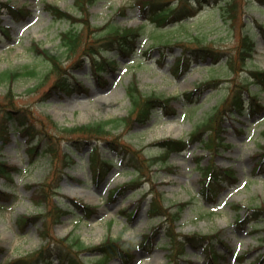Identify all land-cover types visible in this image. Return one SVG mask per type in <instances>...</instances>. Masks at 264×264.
<instances>
[{"label": "rangeland", "instance_id": "obj_1", "mask_svg": "<svg viewBox=\"0 0 264 264\" xmlns=\"http://www.w3.org/2000/svg\"><path fill=\"white\" fill-rule=\"evenodd\" d=\"M8 1L16 6L24 3L32 12L26 19L19 21L10 16L4 8L1 24L9 28V36L0 28V72L6 70L23 72L27 67H35L37 71L35 75L21 74L12 83L7 77H0V97L11 90L19 106L34 112L36 125L39 123L38 118L44 119L43 125L48 134L56 135V128L46 116L53 118L59 126L110 120V125H114L113 131L118 133L122 140L137 148H144L143 155L150 154L149 152L156 153L159 150L156 141L164 137H187L215 110L216 106L222 103L232 88L242 85L245 93L247 90H258L255 84H246V80L250 68L264 69V41L256 36L254 59L247 65L238 59L237 47L244 31L252 28L256 31V23L264 24L262 0H234L238 4V11L236 19L232 20L223 15V8L218 5L219 0H212L201 6L194 17L183 22L171 23L164 28L144 21L138 13V7L132 4L133 0H96L89 9L90 26L85 27L82 33V40L87 45H99L98 41L105 35L101 28L111 21L123 26L144 23V34L137 41L138 48L130 58H121L113 52L107 54L110 60H117V65L114 69L105 71L102 81L94 79L89 62L78 65L73 71L78 79L82 80L83 86L73 92H51L49 88L51 81L37 86L50 64L44 56L35 52L33 42L67 59L60 33L69 28L70 24L66 20L54 19L44 9V3H56L64 9L77 12L75 0H0L5 3ZM122 6H128L126 13H121L119 8ZM249 23L252 25H248ZM193 35H199L203 40L211 42L212 47L219 51L222 58L217 62L210 56L205 59L202 57L194 59L187 72L174 76L170 70L174 58L180 55L182 43L193 45L195 41L190 40ZM166 42L171 46L159 47ZM150 47L153 48L149 56L146 50ZM166 51L164 62L158 61L157 58L162 57ZM72 62L69 59L67 63L71 65ZM54 77L52 75L50 79ZM211 77H218L223 82L220 80H217L218 84L212 82L215 86L205 91L192 105L181 97L175 99L173 102L177 107V114L173 117L166 116L161 111L155 113L143 126L135 122L124 126L117 121L118 118L126 116L131 109L127 87L133 80L138 82L144 93L155 92L159 95L172 96L194 89L201 81ZM259 96L264 107V89L259 90ZM261 109L260 114L247 113L239 118L236 116L225 118L222 126L225 128L226 141L231 142L228 148L222 146L220 152L212 157L207 149L195 142L183 152H173L169 159L172 163L171 169H168V166L153 165L148 175L142 173L144 180L141 183L130 188L125 194L118 195L116 199L109 198V189L112 190L130 180L134 176L132 168L118 164L104 182L96 184L92 179L88 159L90 147H84L79 155L74 154L73 165L65 169L66 174L60 188L63 195L61 198L68 204L69 199L77 197L87 203L98 205V211L93 219L88 220L81 219L75 210L71 211L54 225L52 231L57 236H64L72 231L88 245H98L107 238L122 236L131 239L135 245L137 256L133 264H171L164 231L156 236L154 245L149 247V250L139 246L142 237L150 233L152 227L160 221L149 219L146 212L149 193L153 190L155 195L161 198L163 196L164 203L171 207V211H176L179 203L189 201L176 223L178 231L186 234L197 231L221 232L231 249L226 251L225 258L219 260L220 264L249 263L260 254H264V220L257 222V229L251 225L237 227L235 225L237 211L234 204L253 206L264 202V173L254 172L257 161L261 160L256 153L260 151V145L264 144V108ZM115 123H118V126H115ZM12 126L14 128H11V141L2 150V158L16 165L19 170L14 172L12 180L0 177V188L15 195L10 202L0 204L2 263L32 252L42 245L43 241L39 234L42 220L29 225L23 232L20 231L16 220L21 214L32 215L39 212L41 207L33 204L32 189L28 188V185L44 181L53 163L50 156L44 153L32 160L26 147V138L19 135L14 124ZM213 136L218 137L216 133ZM73 137H79V134H74ZM58 139L57 154L61 159L67 147L62 137ZM36 141L34 138L28 144H35ZM42 146H45V140ZM99 148L105 158L116 156V153L108 150L103 143ZM209 159L220 166H230L236 176V180L227 185L218 196L217 203L207 201L199 193L202 175L200 165L207 164ZM144 194H149V198L141 201ZM90 195L91 200L88 199ZM133 209L137 211L133 216H129ZM244 210L245 208H242L238 212L242 215ZM218 250L223 251L222 247ZM83 251L85 259L94 257V251ZM204 262L203 252L191 249H188L184 259L178 260L179 264ZM109 264L121 263L119 260H112Z\"/></svg>", "mask_w": 264, "mask_h": 264}, {"label": "trees", "instance_id": "obj_2", "mask_svg": "<svg viewBox=\"0 0 264 264\" xmlns=\"http://www.w3.org/2000/svg\"><path fill=\"white\" fill-rule=\"evenodd\" d=\"M196 1H198L199 4H202L203 2V0ZM223 1L224 4L222 5V8L225 10V15H227L231 20L234 18L236 19L238 4L234 0ZM92 2H94V0H76L78 8L82 12L85 8L87 9V4H91ZM137 2V4H139L141 15L159 25L166 24L168 21L172 20V18H184V16H189L188 11L190 10V7L183 4L175 7L162 0H137ZM46 6L57 19H70L73 22L88 24L84 15L76 17L69 11L63 10L59 6H55L53 4H47ZM120 9L121 12H125L126 7L122 6ZM248 25H250V23ZM256 25L257 28H259L258 32L264 37V26L257 23ZM105 28L106 26L104 29ZM252 29H249L250 31H244L241 34L238 43L237 56L238 59L243 62L251 60L254 56L256 44L255 35L257 34V31L253 32ZM105 33L106 34L102 37L104 41L100 44V47L97 48V50L92 48H83L80 30L77 28L71 27L61 34L62 45L68 52V56L74 57L77 54H80V56L73 61L74 64H72V66L78 65L76 62L79 61H89L94 67L97 80H99V77L101 76L99 73L107 68L108 63L109 66L111 65L103 53L116 51L125 56H129L135 50L136 43L143 35L144 31L141 27H123L110 23L106 28ZM190 40H194L197 44L189 45L182 43L184 45L182 53L175 58L174 64L172 65L174 74L186 71L194 58L211 55L214 57V61L219 59V53L213 49L214 47H212L211 42L203 40L199 35L193 36V39L191 38ZM33 48L38 55L44 56L46 61L50 64L48 71L42 76V78H40L37 84L38 87L46 83L52 75L55 77L50 83L51 91H64L67 89L73 90L81 86V82L71 71L73 68H68L69 66L63 63L64 60L59 55L51 54L37 42H33ZM101 58L103 60H101ZM36 71L35 67H27L23 72L17 70H6L0 72V77H7L9 78L10 83H12L13 80L21 74L35 75ZM250 73L252 78L251 82L256 83L260 88L264 87V69H254L251 70ZM210 82L217 83L219 81L211 79L207 82L201 83L197 86V91L201 92L204 90V87ZM128 94L131 102V109L126 116H122L117 119L120 124L122 122H124L125 125L128 123L132 124V122L135 121L140 125H143L151 118L153 112L158 108H162L164 112L173 113V106L170 104L173 97H163L156 93L146 94L140 89L135 81H133L129 86ZM194 95V91L184 93V96L188 98V100H191ZM256 95V93H249V98L246 99L244 89L242 88V85H240L239 88L232 91L229 97L224 99L222 105L218 106L212 115L210 114L206 119L201 121L196 128L193 129L189 138H164L156 141V144L159 145L160 148L157 153L152 154L149 157H145L140 154V150L136 149L134 145L118 139V136L113 132L114 125H110V120L96 121L75 126H59L55 121L48 117L49 122H51L53 127L56 128L60 137L66 140L67 143H65V146H67L68 150L64 153L65 155L62 162V168L58 169V165L54 164L52 170L53 175L49 179L50 181L47 182L46 180L40 185H36L37 188L32 196L36 204L47 203V212H49L52 216L51 223H49L48 219L44 220V230L42 231V236L45 240L47 239V241L45 245L41 246L39 249L15 260L7 261L4 264H107L113 257H119L123 262L131 263L133 260V253L131 251L132 246L129 241L122 239L121 237L118 239L108 238L100 245L92 247L91 250L94 252L96 251L99 257H95L89 261H84L82 259L81 252L84 249H88V246L85 245L80 238L72 236L56 238L51 233H48V230H50V224L58 221L59 218L67 212V210L63 209L59 203L54 200L51 192L52 190L58 189V181L61 177L59 173H61L63 168L73 160L71 154L78 149H82L86 145H91L92 151H90L89 157L92 170L94 172L95 179L101 181L111 169V166L115 163L117 157L110 159L102 157L98 152V143L100 140L104 141L110 150H113L118 154L122 163L128 166H133L139 171L149 169V167L153 164L162 163L163 165L168 163L169 155L172 151L183 150L188 146V144L197 140L203 142L204 147L209 149L211 153H218V145L228 146L229 143L224 141L223 136H219L220 139L214 143L215 141L212 136L207 139L203 137L204 132L206 130H214L216 128L217 130L224 129L221 123L224 121L226 116L234 114L243 115L246 112L253 113L258 110L256 106L258 107L260 103H257L258 97ZM0 114V155L5 144L10 141L11 125L14 124L15 129L21 135L27 136V140H31L36 135L39 136L38 142L43 138L46 139L47 146L45 151L49 152L54 159L58 158V143L55 142L52 137H59V135L48 134V130L43 125L44 119L42 118H38L39 123L36 125L34 121L36 115L34 112L19 106L14 100L11 90L4 94L3 97H0ZM115 126H118V123H115ZM74 134H79V137H73ZM38 142L29 149L32 156L38 154L41 147ZM259 155H261V160H259V163L257 164V170H261L262 168L264 169V145H262V151ZM168 167L170 168V165ZM16 168L17 167L14 165L7 163V161L0 158V176L11 178L12 172ZM201 169V193L208 199H211L212 196L222 188L224 182L232 180L235 176L230 167H221L212 161H210L207 165L202 166ZM10 197V193L0 189V200H4L6 198L9 199ZM156 197L157 196H154L152 198L149 213L150 216L160 214L163 215L164 220L155 233L160 228L165 226L167 222L169 223V226L166 229L170 240V255L175 258L181 257L185 253L184 248L186 244H189L196 249L201 247V245H204L205 251H207V264H216L220 254L216 251L214 244L217 240L221 241L223 246L228 247L227 244L219 238L218 234L194 233L192 235H183L175 232V221L179 219L181 211L184 208L183 206L186 203H180L179 208L175 211V213H173L170 212L169 208L162 204ZM73 202L75 203V206L87 217L94 211L93 207L90 205L83 204L76 200ZM240 207L241 205H239V208ZM247 210V212H249L247 220L250 222L257 220L264 214V203H261L256 207H247ZM250 211H252V213ZM37 217L38 216L35 218ZM35 218L29 215H21L17 222L23 226L34 221ZM237 222L241 223L243 222V219L239 218ZM148 240L153 241L152 235L149 234L146 236L143 242L147 243ZM263 262L264 254L260 255L250 264H263ZM0 264L2 263L0 262Z\"/></svg>", "mask_w": 264, "mask_h": 264}, {"label": "bare ground", "instance_id": "obj_3", "mask_svg": "<svg viewBox=\"0 0 264 264\" xmlns=\"http://www.w3.org/2000/svg\"><path fill=\"white\" fill-rule=\"evenodd\" d=\"M91 197H92V195H90V196L88 197V199L91 200V199H90Z\"/></svg>", "mask_w": 264, "mask_h": 264}]
</instances>
